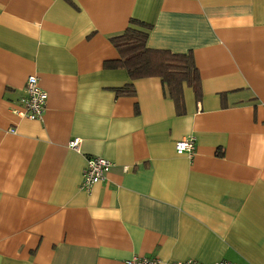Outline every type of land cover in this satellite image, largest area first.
<instances>
[{"label": "crops", "instance_id": "obj_1", "mask_svg": "<svg viewBox=\"0 0 264 264\" xmlns=\"http://www.w3.org/2000/svg\"><path fill=\"white\" fill-rule=\"evenodd\" d=\"M130 19L147 48L192 57L183 115L157 78L117 93L128 75L104 63ZM29 77L36 121L17 114ZM88 157L112 168L84 192ZM134 256L264 264V0H0V264Z\"/></svg>", "mask_w": 264, "mask_h": 264}, {"label": "trees", "instance_id": "obj_2", "mask_svg": "<svg viewBox=\"0 0 264 264\" xmlns=\"http://www.w3.org/2000/svg\"><path fill=\"white\" fill-rule=\"evenodd\" d=\"M151 26L130 19L126 29L109 39L118 54V59L104 63V68L126 71L130 83L117 93L133 96V83L140 79L157 78L172 101L175 113L184 114L182 86L192 89L196 100L201 99L200 78L194 61L189 54H173L168 51L151 50L146 41Z\"/></svg>", "mask_w": 264, "mask_h": 264}, {"label": "built area", "instance_id": "obj_3", "mask_svg": "<svg viewBox=\"0 0 264 264\" xmlns=\"http://www.w3.org/2000/svg\"><path fill=\"white\" fill-rule=\"evenodd\" d=\"M47 101V93L41 88L39 81L35 77H29L25 84L24 96L20 100L23 108L17 114L29 121L40 120L44 112ZM80 140L75 138L71 140L68 147L77 150ZM195 139L187 136L175 143L174 149L177 155L186 154L191 156L194 150ZM112 164L100 157H88L82 171L80 190L90 192L92 188L105 180L110 172ZM158 259L134 256L124 264H158ZM175 264H197L193 261L179 262ZM214 264H230L227 262H217Z\"/></svg>", "mask_w": 264, "mask_h": 264}]
</instances>
